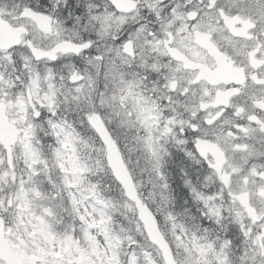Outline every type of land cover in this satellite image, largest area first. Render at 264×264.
<instances>
[{"label":"snow or ice","instance_id":"6c2138e0","mask_svg":"<svg viewBox=\"0 0 264 264\" xmlns=\"http://www.w3.org/2000/svg\"><path fill=\"white\" fill-rule=\"evenodd\" d=\"M0 264H264V0H0Z\"/></svg>","mask_w":264,"mask_h":264}]
</instances>
